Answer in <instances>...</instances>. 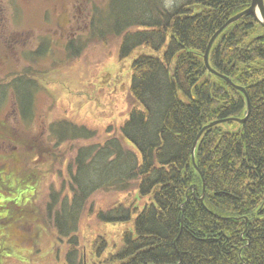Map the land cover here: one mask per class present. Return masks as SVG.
Instances as JSON below:
<instances>
[{
	"label": "trees",
	"instance_id": "16d2710c",
	"mask_svg": "<svg viewBox=\"0 0 264 264\" xmlns=\"http://www.w3.org/2000/svg\"><path fill=\"white\" fill-rule=\"evenodd\" d=\"M116 1H108L102 27L122 31L131 21L116 23ZM250 1L184 0L171 10L162 9L157 17H150L153 21L148 24L137 23L152 27L145 30L149 35L139 38L137 46H149L157 53L140 52L133 60L128 89L132 106L119 127V133L135 149L128 170L131 178L127 177L134 185L130 188L117 176L107 179V166H103L106 159L104 163L100 158L114 156L112 146L83 148V158L79 160L78 154L73 163L74 174L68 171L67 193L63 183L58 189L51 187L41 210L46 221H52L57 238L66 241V264H81L84 258L76 236L77 221L87 195L99 186L86 178L82 170L85 160L88 171L103 174L107 186L128 189L121 199L95 211L98 222H116L123 227L120 243H110L102 233L93 235L87 255L90 264H264L263 27L250 12L244 13L220 30L208 52L213 70L245 88L249 112L244 122L235 119L245 113L244 93L210 73L203 60L211 35ZM129 3L138 6L133 8L136 11L141 4L158 7L154 0ZM31 74L26 70L7 83L21 104L24 120L32 115L30 96L37 88L30 85ZM7 89L0 85V104ZM217 119L223 120L200 134L192 163L190 149L197 132ZM68 128L57 124V144L67 139ZM114 141L120 146L116 138ZM7 156L12 158L13 154ZM56 161L57 157L52 160L53 166L58 165ZM97 163L103 164L97 167ZM3 170L1 175H5ZM24 180L19 178V200H13L18 206L25 203L23 195L28 193L27 189L20 191ZM87 210L91 214L93 207L89 205ZM18 212L15 210L12 217ZM3 224L0 257L10 253L4 240L12 234L9 224Z\"/></svg>",
	"mask_w": 264,
	"mask_h": 264
},
{
	"label": "rangeland",
	"instance_id": "374dc122",
	"mask_svg": "<svg viewBox=\"0 0 264 264\" xmlns=\"http://www.w3.org/2000/svg\"><path fill=\"white\" fill-rule=\"evenodd\" d=\"M108 1L0 0V85L8 88L0 104V169L4 168L5 174L0 172V223L7 222L8 231L13 234L9 239L5 237L10 253L0 257V264H66V241L57 238L52 221H46L41 210L51 187L58 189L63 183L67 193L68 171L74 174L75 160L78 154L79 160L83 158L85 146H112L114 156L109 160L105 156L100 158L104 163L106 159L103 166H107V179L111 181L117 176L130 188L134 185L128 179L131 178L128 170L135 159V149L119 133V127L132 106L128 89L133 60L140 52L157 53L149 46H137L139 38L149 35L145 30L152 28L137 23L148 24L153 21L150 17L155 18L162 9L171 10L184 0H154L158 5L155 9L141 4V14L133 9L136 4L133 7L129 0H117L115 15L119 21L116 23L131 21L122 31L102 27L109 11ZM26 70L33 73L30 85L37 86L30 96L29 120L22 118L21 104L7 84ZM57 124L71 128L67 139L60 144L56 142ZM55 156L58 167L52 164ZM84 163L82 170L86 178L99 185L87 195L84 211L77 221L76 236L84 257L81 264H90L87 255L93 235L102 233L110 243H120L123 227L116 222H98L95 211L121 199L128 189L107 186L103 174L88 171L86 160ZM101 164L97 163V167ZM24 175L28 177L26 180ZM19 178L24 180L20 191L27 189L28 193L23 195L24 205L18 206L14 201L19 200ZM29 186L34 190H29ZM138 202L142 205V201ZM89 205L93 207L91 214L86 211ZM15 210H19L18 215L12 217Z\"/></svg>",
	"mask_w": 264,
	"mask_h": 264
},
{
	"label": "water",
	"instance_id": "95a60500",
	"mask_svg": "<svg viewBox=\"0 0 264 264\" xmlns=\"http://www.w3.org/2000/svg\"><path fill=\"white\" fill-rule=\"evenodd\" d=\"M250 12L252 15H254V17L258 20V22L261 24V26L263 27L264 29V3H263V0H251L249 5L241 10L240 12L234 14L233 16L229 17L224 23L223 25H221L212 35L211 37L209 38L208 42H207V45L205 47V50H204V53H203V60H204V64L205 66L207 67L208 71L214 75H219L221 78L225 79L227 82H229L230 84L234 85L231 80L225 76V75H220L219 73H217L215 70H213L209 63H208V51L215 39V37L217 36V34L220 32V30L226 25V24H229L230 22H233L234 20L238 19L241 15H243L244 13H248ZM234 87H236L237 89H239L240 91H242L244 93V96H245V99H246V109H245V113L242 117H235L236 120H238L239 122H244L245 118L247 117L248 115V112H249V99H248V96L246 94V91H245V88L241 87V86H237V85H234ZM223 119H217V120H213L209 123H207L206 125H204L196 134L195 136V139L192 143V146H191V149H190V158H191V161L192 163H194V148L196 146V143H197V140L200 136V134L202 133V131L207 128L208 126L210 125H213L215 124L216 122L218 121H221ZM204 190V186L202 187V193L200 195V199L202 200V197H203V192Z\"/></svg>",
	"mask_w": 264,
	"mask_h": 264
},
{
	"label": "flooded vegetation",
	"instance_id": "af4514ba",
	"mask_svg": "<svg viewBox=\"0 0 264 264\" xmlns=\"http://www.w3.org/2000/svg\"><path fill=\"white\" fill-rule=\"evenodd\" d=\"M16 159V157H14ZM13 201V200H12Z\"/></svg>",
	"mask_w": 264,
	"mask_h": 264
}]
</instances>
